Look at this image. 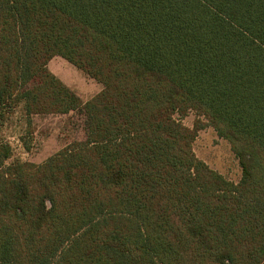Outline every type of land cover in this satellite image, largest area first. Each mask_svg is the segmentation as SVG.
I'll list each match as a JSON object with an SVG mask.
<instances>
[{"label": "trees", "instance_id": "trees-1", "mask_svg": "<svg viewBox=\"0 0 264 264\" xmlns=\"http://www.w3.org/2000/svg\"><path fill=\"white\" fill-rule=\"evenodd\" d=\"M20 105L86 137L41 164L0 137V264H264V0H0V130ZM207 126L238 183L195 153Z\"/></svg>", "mask_w": 264, "mask_h": 264}, {"label": "rangeland", "instance_id": "rangeland-1", "mask_svg": "<svg viewBox=\"0 0 264 264\" xmlns=\"http://www.w3.org/2000/svg\"><path fill=\"white\" fill-rule=\"evenodd\" d=\"M49 68L84 102L103 89L102 84L62 57H54L49 63ZM196 119V114L190 112L182 119V123L192 128ZM0 137L12 146L13 157L9 163L20 160L41 164L64 146L85 139L84 117L78 112L27 117L23 106L20 105L8 114L7 120L1 126ZM194 150L200 159L228 180L234 183L241 180L242 169L231 144L219 137L213 127L207 126L198 133Z\"/></svg>", "mask_w": 264, "mask_h": 264}]
</instances>
